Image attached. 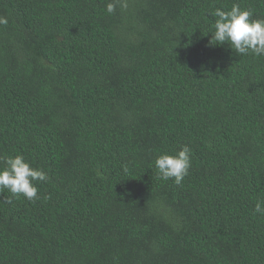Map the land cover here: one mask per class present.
Here are the masks:
<instances>
[{
  "label": "trees",
  "instance_id": "16d2710c",
  "mask_svg": "<svg viewBox=\"0 0 264 264\" xmlns=\"http://www.w3.org/2000/svg\"><path fill=\"white\" fill-rule=\"evenodd\" d=\"M109 2L0 0V158L48 175L0 192V264H264V57L211 41L264 0Z\"/></svg>",
  "mask_w": 264,
  "mask_h": 264
},
{
  "label": "clouds",
  "instance_id": "9594fccd",
  "mask_svg": "<svg viewBox=\"0 0 264 264\" xmlns=\"http://www.w3.org/2000/svg\"><path fill=\"white\" fill-rule=\"evenodd\" d=\"M117 6L127 8L126 0H111L106 11L112 14ZM216 17L212 40L214 45L228 44L239 56L253 55L264 57V18H252L250 10L233 4L230 10L215 9ZM8 19L0 16V25ZM191 148L181 145L174 154H160L154 160V167L163 180L172 179L176 185L182 184L191 167ZM0 192L7 190L12 197L23 196L29 201L39 199L34 181L46 182L48 175L43 169L34 168L22 154L0 158ZM7 202H11L9 199ZM254 213L264 216V200H257Z\"/></svg>",
  "mask_w": 264,
  "mask_h": 264
}]
</instances>
